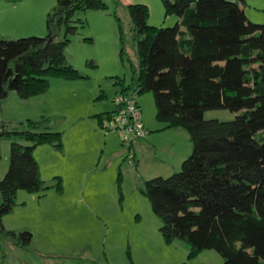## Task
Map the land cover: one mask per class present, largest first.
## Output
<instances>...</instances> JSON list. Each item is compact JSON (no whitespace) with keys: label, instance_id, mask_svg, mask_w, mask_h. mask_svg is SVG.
I'll use <instances>...</instances> for the list:
<instances>
[{"label":"trees","instance_id":"obj_1","mask_svg":"<svg viewBox=\"0 0 264 264\" xmlns=\"http://www.w3.org/2000/svg\"><path fill=\"white\" fill-rule=\"evenodd\" d=\"M162 1L165 16L179 18L173 27L150 25L148 5H129L140 66L130 83L117 78L115 84L123 94L154 93L157 120L164 129L186 130L193 152L179 172L147 180L143 192L162 221L165 242H184L189 259L216 250L225 264H264V25L248 17L247 0ZM118 9L116 3L122 29ZM87 10L110 5L59 0L48 15L46 36L0 35V114L12 92L30 99L46 94L53 79L88 78L66 56L79 30L74 18ZM116 109L95 117L101 125L111 123ZM212 110L236 117L206 119ZM10 127L0 123V140L12 141L9 170L0 179V239L28 249L33 234L8 230L4 219L18 206L20 191H49L34 153L42 145L62 150L63 132L53 131L45 116ZM58 179L54 187L63 192Z\"/></svg>","mask_w":264,"mask_h":264},{"label":"rangeland","instance_id":"obj_2","mask_svg":"<svg viewBox=\"0 0 264 264\" xmlns=\"http://www.w3.org/2000/svg\"><path fill=\"white\" fill-rule=\"evenodd\" d=\"M58 1L21 0L18 5L12 2L11 6L17 8L12 10L0 0V10L5 6L8 9L3 12L13 11L11 24L0 23L1 36L8 40L46 36L48 15L57 8ZM104 1L109 3L110 10L77 13L74 20L79 30L70 37L66 48L70 64L88 78L67 86H57L61 81L53 79L47 95L22 99L12 92L3 104L0 123L4 121L16 128L21 121H38L45 116L50 118L53 131L63 132V142L78 138L83 142V154L90 144L94 145V152L85 164L86 158L78 156L82 159L77 160L72 150L66 156L65 146L62 150L53 145L37 148L35 156L42 178L51 188L45 195L19 192L18 206L8 216V225L30 231L33 241L28 249H23L8 238L0 239V264H225L216 250H206L189 259L190 249L184 242L167 244L160 231L162 221L143 192L147 180L179 172L193 152V143L177 135L178 131L160 136L159 149L140 139L145 145L140 152L141 165L137 167V163L130 165L126 160L128 150L121 134L114 129L109 132L95 117L115 109V97L121 92L116 79L130 83L133 68L140 66L129 5H148L149 24L156 27H173L179 18L165 16L162 0ZM249 1L254 9L248 6L249 12L258 20L248 17L264 25V0ZM116 3L122 29L114 15ZM63 38L62 34L59 39ZM65 90L68 92L64 96ZM137 100L145 122L164 125L157 120L154 93L138 95ZM85 115L91 118L77 126L73 123ZM205 117L230 121L236 114L212 110ZM181 132L187 135L186 130ZM11 147L12 141L0 140V179L9 170ZM188 147L186 158H179L180 149ZM58 178L63 192L54 187Z\"/></svg>","mask_w":264,"mask_h":264},{"label":"crops","instance_id":"obj_3","mask_svg":"<svg viewBox=\"0 0 264 264\" xmlns=\"http://www.w3.org/2000/svg\"><path fill=\"white\" fill-rule=\"evenodd\" d=\"M3 1H5V5H7L9 8H11L12 10H13V8H15V9H17L16 7H15V5L17 4H19L20 2H17V3H15V5L14 6H11L12 5V2H10V1H8V0H3ZM247 2H248V6H250L251 7V9H253V7L250 5L251 3H250V1L249 0H247ZM257 8V7H256ZM259 9H260V7H258ZM2 9L3 10H0V19H1V22L0 23H7V25L8 24H11L12 22H13V11H12V13H5V12H3L4 11V9H8L7 7H5V6H3L2 7ZM254 10V9H253ZM255 10H257V9H255ZM260 10H262V9H260ZM246 13H247V15L250 17V18H252V19H256V18H254V14H253V12H249V7H246ZM256 20H258V19H256ZM253 21V20H252ZM9 22V23H8ZM254 22H257V21H254ZM261 24V23H260ZM5 25V24H4ZM0 35H3L2 33H1V31H0ZM3 37V36H2ZM56 80V79H55ZM56 81H61V82H58V83H60V84H56L57 86H67V85H69L68 83H71V82H74V81H76V80H74V81H66V80H61V79H57ZM51 83H52V81H51ZM53 84H51L50 85V89L52 88L51 86H52ZM64 89L66 88V87H63ZM69 88V87H68ZM67 88V89H68ZM50 89H49V91H50ZM48 91V92H49ZM47 92V93H48ZM67 90H65V91H63L62 93H64V96L65 95H67ZM47 93L45 94V95H47ZM61 93V94H62ZM61 96V95H60ZM115 101V100H114ZM115 103V102H114ZM140 105V104H139ZM141 106V105H140ZM108 112H110V111H108ZM103 113H106V112H103ZM102 114V113H101ZM91 117H88L87 115H85V116H83V117H80L78 120H76V121H74L73 123L77 126V125H80L79 123H82L83 121H85L86 119H90ZM98 120V119H97ZM144 120V124H145V127H146V129L148 130V132H149V134H148V136L146 137V138H144V139H142V140H146V142H148V143H150V144H154L153 146L156 148V149H159V146H158V140L160 139V136H163V135H165L166 133H171L170 131H178V132H176L177 133V135H179V136H182L184 139L185 138H187L188 139V141L190 142V144L192 143L191 141H190V138H189V134L187 133V135L186 136H184L183 134H182V132L181 131H185L184 129H182V128H170V129H164V125L162 126V125H160V124H158V123H154V122H148V121H146L145 122V119H143ZM106 123H104V128H106V129H108L109 130V132L110 131H113V129H111L110 128V126H111V123L110 122H108V121H105ZM105 124H108L107 125V127H106V125ZM96 126V125H95ZM97 127V126H96ZM95 127V130H97V128ZM115 130V129H114ZM117 131V130H116ZM174 134V133H173ZM107 135V134H106ZM175 135V134H174ZM188 136V137H187ZM140 140H136L134 143H133V146H132V150L134 151V153H135V155H136V158H135V163H137V167H139L140 165H141V159H142V156L140 155V152L144 149V143H140L139 142ZM153 142V143H152ZM64 146H65V152H66V156H67V154L69 153V150H72L74 153H72V154H74V155H76V159H77V157L78 156H83L82 158H86V163L85 164H87L88 162H89V158L91 159V157H93V144H90V146H88V148L85 150V154H83V150H84V147H83V142L80 140V139H76L75 141H73V142H70V141H68V140H65V142H64ZM164 147H166V146H164ZM91 149V150H88V149ZM166 149V148H165ZM190 149V147H188V148H182V149H180V151H179V158H181V159H185L186 158V156H187V150H189ZM37 150L38 149H36L35 150V155H36V153H37ZM95 150V149H94ZM83 155H82V154ZM89 153H92V154H89ZM125 155H128V153L127 154H125ZM119 156H120V154H119ZM123 156H124V153H123ZM122 156V157H123ZM36 157V156H35ZM122 157H118L120 160L122 159ZM82 158H80V159H82ZM126 158V156L123 158V159H125ZM37 159V158H36ZM80 159H77V160H80ZM38 160V159H37ZM127 160V159H126ZM166 160V159H165ZM164 160V162H168V161H165ZM128 161V160H127ZM161 162H163V161H161ZM165 164H168V163H165ZM121 165H122V162H121ZM81 170H82V167H81ZM31 195H33V194H31ZM28 206V201H25L24 202V207H27ZM15 212V211H14ZM13 212V213H14ZM12 215V214H11ZM9 216V215H8ZM8 216H6L5 217V219H4V223H5V226H6V228L8 229V230H13V231H17V232H21L22 230H24V229H19V228H17V227H13V226H11V225H8L9 224V220H7V218H8Z\"/></svg>","mask_w":264,"mask_h":264},{"label":"built area","instance_id":"obj_4","mask_svg":"<svg viewBox=\"0 0 264 264\" xmlns=\"http://www.w3.org/2000/svg\"><path fill=\"white\" fill-rule=\"evenodd\" d=\"M137 93H120L115 97L116 115L111 122V129L117 130L122 136V142L128 150L127 160L134 165L136 155L132 150L136 140L146 138L149 134L145 127L141 106Z\"/></svg>","mask_w":264,"mask_h":264}]
</instances>
